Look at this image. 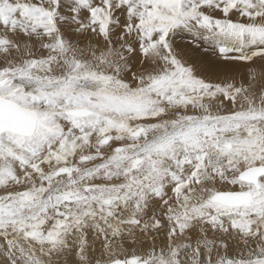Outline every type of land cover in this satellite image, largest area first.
<instances>
[{
  "label": "rangeland",
  "instance_id": "374dc122",
  "mask_svg": "<svg viewBox=\"0 0 264 264\" xmlns=\"http://www.w3.org/2000/svg\"><path fill=\"white\" fill-rule=\"evenodd\" d=\"M12 7L15 9L13 8L12 13L9 14L7 10ZM204 9H207L206 14H204ZM4 15H9V18L3 19ZM0 18L3 20L0 21V27L2 26L0 38L2 35L3 38L25 37L32 40L31 46L34 47H31L34 55L25 57L21 56L24 48L17 41L3 45V41L0 39V79L5 78L0 80V87L2 86L0 89L3 91L5 88L9 89L6 95L0 97V100L10 99L12 95L14 97L11 100L15 102L17 98L20 100L26 98V101L21 100L24 105L27 103L23 108L39 115L40 120L42 119L39 113L44 109V105L47 106L53 117L54 114H57L55 105L59 104L62 107L61 115L67 128V134L66 132L62 134L64 135L63 139H67L64 142L66 152L49 149L37 154L33 147L28 145L33 141H24L33 139L37 134L46 131V129L44 130L45 122H47L48 133L43 137L58 134L57 125H49V117L42 121L38 132L28 139L12 133L0 135V141L4 136L11 137L15 141L7 153L3 151V146L0 144V177H6L0 178V218L3 219L1 215L5 210L14 213L10 217H19L20 221L15 225V230L8 225L4 227L0 222V231L11 229L14 232L15 236H12L11 245L18 250L16 253H19V249L26 251V249L32 248L26 247L29 237L24 226L30 228L34 233L32 237H43L50 231L53 239L56 234L60 233V231H53L49 224H45L38 218L40 214L38 205L40 204L39 207L42 208L47 207V205H42L46 195L40 196V199L31 205L28 203V195L35 190L38 183L47 184L45 192H48L59 184L84 178L83 176L92 173L90 169H99L100 166L101 168L118 167L122 164L120 163L123 161L122 158L124 161L130 160L128 155L131 153V146L134 145L131 143L136 142V146H145L150 137H155L152 135L164 133L167 136H176L175 141L173 140L176 144L173 141L169 142L160 148L162 151H150L149 149L142 151L144 154L139 157L141 164L137 169L132 167L133 160L125 162V164H132L129 167V178L132 177V181L128 178L124 184L104 187L106 192L110 191L109 189L117 191L122 185L118 191H123L124 186L130 188L131 191L126 189L128 197L124 203L118 201L115 196H107L108 200L114 201V205H103L102 201L106 198L94 201L97 207L94 209L95 213L94 211L91 213L86 206H88V202L93 201L90 200L89 193L84 192L83 187H79L80 192L76 194L81 193V198H84L81 201L83 203L74 201L75 203L71 204L67 202V198L66 202L63 200V211L72 215L73 233L71 234H87V230H89L87 224L89 223L83 220L91 214H94L98 223L93 226L94 228L101 222L112 219V213L120 207L121 212L117 219H113L116 222L112 224V226L114 224L117 226V234L112 230L110 234L105 232L108 244L112 245L109 249L115 248L116 251L111 259H105L101 264H110L116 260L130 258H136L146 264H182L184 261L182 250L197 249L190 243L200 232V224L212 222L210 229L219 231V236L210 239V241L205 240V249H209V253L212 249H218L225 255L229 254L230 247L219 239L222 238L224 232L234 233L235 226L242 224L247 241L252 246L263 248L252 249L259 254L254 255L250 251L249 255L240 259L241 262L243 264H264V177L259 180V190H256L253 185H249L254 190L250 193L253 195L239 194L249 195L250 198L248 199L250 201L246 200L239 206L220 204L223 207H218L219 204L212 200L216 194L223 193L224 190L212 186H200L201 190L193 193L191 189L185 194L200 197L194 205L190 206L192 208L188 209L189 205L178 210L161 208V217L157 215L159 211L154 210L153 213H150V217H146L149 225L154 227V231L158 227L157 230L163 231L167 235L164 247L155 248L157 256L154 258L156 261L158 260L157 262L149 259L138 245L144 242H154L158 233L145 234L143 239H139V235L134 234V237L129 235L128 230L131 226H139L136 218L142 215L146 208V211H149L148 206L156 205L155 201L163 191V183L157 185V178L165 174L167 165L168 169L173 168L171 165L177 164L181 159V153L184 154L186 150V153L190 151L191 155H196L190 158L186 154L189 158L185 160V162L189 161L191 169L196 167L195 171H198L210 152L217 155H228L222 162L223 167L214 168L207 172V175L229 180L226 182L231 181L239 187L244 186L245 189L249 187L248 184L238 180V176L249 168L264 167V163L251 164L234 160L236 155L241 154L256 155L257 158L264 156V148L260 154L258 153V147H261L259 143H264L262 139L264 137V0H173L170 4L169 0H0ZM22 19H26L27 23L18 22ZM9 23L13 25L11 24V26ZM14 25L18 29H13ZM137 33L138 35L135 36ZM89 36L96 38V40H91L92 42L96 41V45H92V42L88 40ZM70 40L73 42L71 43ZM77 43H79L78 47L75 45ZM156 45L163 51L151 52V55L149 53L147 56V49ZM133 57V60L130 59ZM136 58L138 59L136 60ZM126 61H132L130 63L134 67L132 66L130 69ZM144 61L147 65L146 69H136L135 66L143 64ZM165 63L171 65L165 68ZM45 65H47L46 68L50 69L51 67V69H45ZM125 66L129 68L127 69ZM158 67L160 70L157 71ZM48 71H52L50 75ZM14 72L15 74L21 72L20 76H24V78L35 79L37 77L36 79L40 80H36L35 83L42 88V85L48 82L46 87L51 91H46V88L27 91L21 84L20 86L18 82L12 81L13 78H8ZM45 72L47 76H41ZM153 76L157 81H162L161 88L151 90V87L156 86L154 82L150 85ZM74 79H78V81ZM60 84L64 85L60 90L52 87ZM17 85L22 88L15 89ZM108 92L110 94L105 97ZM109 98L111 101L106 100ZM35 99L37 100L32 102ZM78 99L82 101L78 102ZM16 103L18 104V102ZM19 105L22 107L20 103ZM78 109H85L90 112V115L85 117L68 115V111ZM196 109L200 112L193 114ZM205 110L211 114L201 116L200 113ZM88 117L89 119H87ZM65 119L77 121L76 124H73ZM206 119H210L212 122L216 121L215 119H225V121L214 122V125L210 123L209 126L212 128L208 127L207 135L203 133V135L197 136L194 141L187 134L179 136V132H187L189 128L204 130L206 127L201 129L199 124L207 122ZM106 121L108 127L102 126ZM235 124L236 126L232 129L231 127ZM101 127L109 128L108 132H100ZM138 127H144L143 129H147V131L153 130V133L146 134L149 138H140L141 134L140 139L132 137L131 139L135 140H130L131 134L140 129ZM92 130H95V133ZM174 130L176 131L174 132ZM232 130L239 131V133L235 132L236 135L233 132L232 134ZM239 134H243V140ZM215 136L220 137L216 138ZM79 138L83 139L81 144L78 142ZM105 138H109L110 141L102 144L101 139ZM218 139L230 145L234 144L232 145L234 148L224 149L223 145L220 149L211 145ZM206 142L212 143L208 145ZM20 149L30 164L25 165L26 160L16 156V150ZM117 149L121 150L117 151ZM137 153L134 154L137 155ZM10 155L15 157L12 159ZM144 156L150 161L147 159L145 162ZM98 157L100 159H97ZM67 159H72L78 165L79 170H72L73 166H69V169L66 164ZM115 159H119L120 162L113 163ZM195 161L197 163L194 165ZM143 163L148 164V167L145 168L147 170L140 171L139 167ZM28 165L29 167L48 169V171L39 173L36 177L25 175L20 179H12L13 174L9 170L18 172L19 167L24 168ZM149 165L152 166L150 170L148 169L151 167ZM61 169H65L67 172L59 176L57 172ZM177 169L183 174L189 167L182 168L180 166ZM69 170L74 173L71 174ZM81 171L85 174L81 175ZM190 172L194 174L193 171ZM112 177L110 176L108 179ZM23 182L27 185L23 186ZM104 188L96 187L95 191ZM66 196L65 194L63 198ZM163 205L169 207L166 203ZM69 206L72 208L75 206L73 211L69 210ZM54 209H58L57 201ZM101 212L106 216L101 215ZM124 214L126 215L123 216ZM97 217H101L99 219L101 222ZM186 220H188L187 224H190L188 228L177 227L178 223L183 225ZM17 226H22L21 232L16 231ZM3 234L0 233V239ZM99 234L102 238L104 232H99ZM180 234H185L186 238L179 240ZM58 235L57 237H59ZM83 242L86 244L88 240L83 238ZM129 249L138 253L129 256L127 255ZM196 254L195 257L199 260H205L208 256V254L202 256L201 249L196 250ZM228 259L234 258L228 257ZM256 260L257 262H255ZM203 264H207V262Z\"/></svg>",
  "mask_w": 264,
  "mask_h": 264
},
{
  "label": "bare ground",
  "instance_id": "6f19581e",
  "mask_svg": "<svg viewBox=\"0 0 264 264\" xmlns=\"http://www.w3.org/2000/svg\"><path fill=\"white\" fill-rule=\"evenodd\" d=\"M173 1V0H169V4L170 2ZM216 1V0H215ZM24 2V1H23ZM164 2H167V1H164ZM235 2V1H233ZM157 3V1H156ZM4 4V3H3ZM21 4V3H20ZM19 4V5H20ZM168 4V3H167ZM16 5V4H15ZM23 5V4H21ZM159 5V4H158ZM29 6V5H28ZM14 7L12 8H5V9H8L7 12L9 14L12 13V10H13ZM118 8V7H117ZM120 8V7H119ZM15 9V8H14ZM210 9V8H209ZM221 10V9H220ZM123 11V10H122ZM203 11L204 14H206L207 12V9H204ZM213 11V10H212ZM15 12V11H14ZM126 12V11H125ZM222 12V11H220ZM124 13V12H123ZM190 13V12H189ZM6 14V13H5ZM187 14V13H186ZM125 15V14H124ZM129 15V14H128ZM132 16V15H131ZM135 17V15H134ZM3 18V17H2ZM2 18H0V21H3ZM6 20L9 18V15H4V18ZM11 18H13L11 16ZM124 19V18H123ZM140 19V18H139ZM11 20V19H10ZM138 21V20H137ZM136 21V22H137ZM140 21V20H139ZM160 21V20H159ZM158 21V22H159ZM14 22V21H13ZM16 22V21H15ZM18 22H25L27 23V20L26 19H22L21 21H18ZM10 24V23H9ZM12 24V23H11ZM10 24V25H11ZM22 24V23H21ZM13 25V24H12ZM11 25V26H12ZM130 25V24H129ZM141 26V25H140ZM10 27V26H9ZM123 27V26H122ZM2 28V26L0 27ZM13 29H18L15 27V25L12 27ZM144 28V27H143ZM20 29V28H19ZM33 29V28H32ZM86 29V28H85ZM132 29H136V28H132ZM23 30V29H22ZM21 30V31H22ZM133 31V30H132ZM141 31V30H140ZM188 31V30H187ZM195 31V30H193ZM33 32V31H32ZM83 33V31H81ZM79 32V33H81ZM191 32V31H190ZM136 33V32H135ZM134 33V34H135ZM77 34V33H76ZM98 34V33H97ZM121 34V33H120ZM132 34V32H131ZM81 35V34H80ZM138 33L135 35L137 36ZM3 36V35H2ZM1 36V40L3 41V45H8L11 41H17L18 44L24 48V52L23 54H21V56H30V55H34L32 53V48L33 45L31 46L32 44V40L30 39H27L25 37H16V38H3ZM75 36V35H74ZM84 36V35H83ZM99 36V34H98ZM107 36V35H106ZM73 37V36H71ZM70 38V37H68ZM67 38V39H68ZM76 38V37H75ZM83 38V37H82ZM119 38V37H118ZM121 38H124V37H121ZM77 39V38H76ZM88 39V37H87ZM117 39V38H116ZM88 40H96L95 37H90L89 36V39ZM35 41V40H33ZM69 41V40H68ZM71 43L73 42L72 40H70ZM89 41V42H90ZM101 41H103L101 39ZM100 41V42H101ZM115 41V40H114ZM135 41V40H134ZM38 42V41H37ZM87 42V41H86ZM92 42V41H91ZM7 43V44H6ZM88 43V42H87ZM96 41L92 42V45H96ZM79 43L75 44L76 46L78 45ZM146 44V43H145ZM91 45V44H90ZM153 45V44H151ZM157 46V45H156ZM156 46H150L148 49L147 47H145L147 49V56L151 55V52L155 53L157 51H163L162 48L160 47H156ZM41 47V46H40ZM78 47V46H77ZM34 48V47H33ZM72 48V46H71ZM41 50V49H40ZM36 51V50H35ZM38 52V51H37ZM36 53V52H34ZM40 56V55H38ZM28 59V58H27ZM30 59V58H29ZM130 59H134L133 58H130ZM138 58H136L137 60ZM24 60V59H23ZM26 60V59H25ZM31 60V59H30ZM33 60V59H32ZM135 60V61H136ZM142 61V59H140ZM26 62V61H25ZM128 66H130V69L131 67L134 65H132L130 62L132 61H126ZM20 63V62H19ZM30 64V63H29ZM43 64V63H42ZM134 64V63H133ZM135 64H137L135 62ZM146 62L144 61L143 64H138L136 65L135 67H137L136 69H146L147 65H145ZM25 65V64H24ZM69 65V64H68ZM171 64L170 63H165L164 64V67H169ZM21 66L23 67V65L21 64ZM47 65H45V69ZM72 66V65H71ZM20 67V66H19ZM29 67V66H27ZM26 67V69H27ZM127 67V66H125ZM173 67V66H172ZM24 68V67H23ZM129 67H127L128 69ZM25 69V68H24ZM51 69V67H50ZM48 68V70H50ZM53 69V68H52ZM66 69V68H65ZM72 69V68H70ZM16 70V69H15ZM160 70V67L157 68V71ZM24 70L22 69V72ZM27 71V70H26ZM32 71H34L32 69ZM47 71V70H46ZM28 72V71H27ZM49 75L50 71H48ZM68 72V71H66ZM21 73V72H20ZM20 73H17L14 74L11 76V77H8L9 79L10 78H13L12 81L14 82H18V84L22 85L27 91H31L33 89H41L42 87L39 86L36 82L39 81L38 79H30L29 77L28 78H24V76H20ZM30 73V71H29ZM27 73V74H29ZM25 74V73H24ZM26 74V75H27ZM42 74V73H41ZM48 75V76H49ZM41 76H47L46 75V72L44 73V75L42 74ZM33 77V76H32ZM34 78V77H33ZM39 78V77H38ZM1 79H5V78H1ZM0 79V80H1ZM8 79V80H9ZM151 79V78H150ZM68 80H70V78H68ZM75 81H78V79H74ZM173 80V79H172ZM6 81V80H5ZM73 82V80H70ZM170 81V80H169ZM176 81V80H175ZM69 82V81H68ZM81 82V81H80ZM156 83V86H153L151 87V90H154L156 88H161L162 85V81H157L155 79V76L152 77L151 79V83L150 85H152V83ZM168 82V81H167ZM173 82V81H172ZM74 83V82H73ZM78 83V82H76ZM86 83V82H85ZM182 83H185L182 81ZM172 84V83H171ZM170 84V85H171ZM174 84V83H173ZM176 84V83H175ZM1 85V84H0ZM3 85V84H2ZM15 85V84H14ZM20 85V86H21ZM42 85V84H41ZM48 85V82H45V84H43V88H46L45 90L46 91H51L50 88L46 87ZM165 85V84H164ZM167 85V84H166ZM190 85V84H189ZM20 86H16L15 89H18V88H22ZM62 86H64L63 84H60V85H55V86H52L54 88H56L57 90H60L62 89ZM2 87V86H1ZM0 87V88H1ZM42 88V90H43ZM6 91V92H5ZM5 91H3V89H0V97L1 96H4L6 95V93L9 91V89H6L5 88ZM23 91V90H22ZM25 91V90H24ZM23 91V92H24ZM10 94H12L11 92H9ZM14 94V93H13ZM108 94H110V92H108L106 94L105 97L108 96ZM12 99V98H11ZM26 98L24 99H21L23 101H26L25 100ZM33 99V98H32ZM38 99V98H37ZM37 99L33 100L32 102H35ZM77 99V98H76ZM74 99V100H76ZM16 102H18V105L19 103L22 105V107H26L25 105H27V103H24L20 100V98H17L15 99ZM106 100H110L109 99H106ZM82 100H79L78 99V102H81ZM15 102V101H14ZM15 102V103H16ZM74 103H77V102H74ZM72 104V103H71ZM100 106V105H99ZM44 109L39 113L40 114V117L42 120H40V118H38L39 120V124H38V128L36 130V133L38 132V130L40 129L41 127V124H42V121L48 117L50 118L48 123L49 125H54L56 127V131H58V134L55 133V136L53 135H48V137H43V136H46V133H48L47 129L48 127L46 128V124L47 122H45L44 124V130L46 129V131H43L39 134L36 135L35 138L33 139H29V140H24L25 142H30V141H33V142H30L28 143L29 146H32L33 149H34V152L35 153H41V152H44V151H47L49 149H56L58 152H66V146L64 144V142L67 141V139H63L64 135H62L64 132L67 131V128L64 124V118H62V115H61V112H62V107L61 105L57 104L55 105V108H56V111H57V114H54L53 117L51 116L48 108L46 105L43 106ZM26 109V108H25ZM61 110V111H60ZM191 110V109H190ZM260 110V109H258ZM60 111V112H58ZM193 112V111H192ZM197 112H200V111H197L194 110V113L193 114H196ZM201 116H204L203 114L205 115H209L211 114L209 111L205 110L204 112L200 113ZM37 117H39V115H37ZM253 117V115H252ZM251 118V117H249ZM46 119V120H47ZM79 119V118H78ZM89 119V117L87 118ZM92 119V118H90ZM230 119V118H229ZM235 119V118H234ZM233 119V120H234ZM244 119V117H243ZM247 119V117H246ZM185 120V119H184ZM207 120V119H206ZM216 121L213 120V122L209 119L207 120V122L205 123H200L199 124V127L202 128H205L204 130H198V129H190L189 128V131L187 132H179V136L182 137L183 134H187L190 139L194 141V139L197 137V136H201L203 135V133H206L207 135V131L209 132L208 130V127L209 128H212L210 125L213 124L214 125V122H221L222 120L225 121V119H215ZM241 120V119H240ZM65 121L67 122H71L73 124H76V121L77 120H73V119H65ZM84 121V119H83ZM246 121V120H245ZM244 121V122H245ZM256 121V120H255ZM250 122V121H249ZM252 122V121H251ZM263 122V121H262ZM107 121L104 122V125L102 124V126H107L106 125ZM234 123V122H233ZM258 123V122H256ZM196 124V123H195ZM195 124H191V125H195ZM222 124V123H221ZM220 124V125H221ZM167 125V124H166ZM191 125H189V127H192ZM197 125V124H196ZM231 125V124H230ZM245 125V124H244ZM243 125V126H244ZM236 126L233 125V127H231L232 129ZM250 126V125H248ZM254 126V125H253ZM108 127V126H107ZM167 127V126H166ZM187 127V126H186ZM50 128V127H49ZM102 128V127H101ZM138 128H142V127H138ZM144 128V127H143ZM142 128V135L140 136V138L144 137V138H149L146 136L147 133L149 134H152L153 133V130H148L147 129H143ZM230 128V129H231ZM238 128V127H237ZM245 128V127H244ZM243 128V129H244ZM251 128V127H250ZM249 128V129H250ZM167 129V128H166ZM169 129V128H168ZM174 129V128H173ZM200 129V128H199ZM229 129V130H230ZM241 129V128H239ZM237 129V130H239ZM109 128H105L103 127L102 129H100L99 131L102 132V133H105V132H108ZM138 130V129H137ZM186 130V129H185ZM247 130V128H246ZM94 133H95V130H92ZM171 131V130H169ZM176 130H174L175 132ZM211 131V130H210ZM215 131V129H214ZM240 131V130H239ZM239 131H237L239 133ZM173 132V133H174ZM178 132V131H177ZM233 132L235 133L236 131L232 130V134ZM236 132V133H237ZM35 133V134H36ZM229 133V132H228ZM235 133V134H236ZM242 133H243V130H242ZM248 133V132H247ZM257 133V132H255ZM34 134V135H35ZM67 134V132H66ZM65 134V135H66ZM209 134V133H208ZM244 134V133H243ZM242 135L241 138H242ZM32 135V136H34ZM93 135V134H91ZM132 135V134H131ZM175 135V134H174ZM210 135V134H209ZM217 135V134H216ZM237 135V134H236ZM250 135V134H249ZM30 136V137H32ZM152 136H155V137H150L149 140L146 141L145 143V146H139L137 145L136 146V142L135 143H131V144H134L133 146H136V147H133L131 146V153L128 155V157L130 156V160L128 161H124V159L122 158V162L119 161V159H115V161L113 163H122L120 164L118 167L117 166H109V168H107L108 166H106V168H94L93 170L90 169V172L91 174H88V175H85L83 176L84 178L82 179H78V180H75V181H72V182H67V183H62V184H59L57 185L55 188H52L51 190H49L48 192H45V190L47 189L48 185L45 184V183H38V186L35 188V190L30 193L28 195V203L31 205V203H35L38 199H40V196L42 195H46V197L44 198V200L42 201V205H47V207H39L38 205V210L40 211V214H39V219L40 221L44 222L45 224H49V226L53 229V231H60L59 235L56 234L55 237L52 239L53 235L50 233V231H48L47 233H45L43 235V237H30L31 234H33V232L31 231L30 228L24 226V230H26V233L28 234L27 236L29 237V240L26 242V247H32L31 249H26V251H23L22 249H19V253H16L18 252L17 249H15L14 247H12L11 245V241H13V237L15 236L14 232H12L11 229H8L7 231H0V233H4L0 239V264H101L103 260L107 259H111L112 256L114 255L115 253V248L113 249H109V247L112 245L111 244H108V238H107V235L105 234V232H108V234L111 233V230L112 232H117L116 229L117 226L114 224L112 226L113 223H115L116 221H114L115 219H117V217L119 216L120 214V210L121 208L119 207V202L117 203L118 204V209L114 210V212L112 213L113 216L111 215V217H113L112 219L110 220H107L106 218V222H101L99 219L101 218H98V220L102 223H100V225H96L94 228L93 226L97 223V220L95 219L94 217V214H91L87 219L84 218V222L87 221L89 224H87L88 226V233L85 234V235H82V233H77V234H74L72 235L71 233H73L72 231V215H69V213L63 211V200H67V202L71 203V204H74L75 202L74 201H80L79 203H83L81 202L84 198H81V193H79V195H76L78 192H80V189L79 187H83L84 189V192H87L89 193V198L90 200H92L93 202L94 201H100V200H107V196H115L118 198V201H121L122 203H124L127 196V192L128 191H131L130 188H127L124 186V190L123 191H118L119 189L122 188V186L118 189V187H116L118 190L116 191L115 189H109L110 191H107L106 192V189L104 187H112V185L114 186H117V185H121V184H124L126 183L127 179L129 178L130 176V168L132 164H125V162H129L131 160H134L139 158L141 156V154H144L142 151L144 150H147L149 149L150 151H153V150H157L159 151L161 147H164L167 145V143L169 142H172L176 136H167V134L165 135L164 133L162 134H155V135H152ZM166 136V137H165ZM213 136V135H212ZM246 136V135H245ZM186 137V136H184ZM208 137V136H207ZM211 137V135H210ZM216 138H219L217 136H215ZM239 137V136H238ZM247 137V136H246ZM26 139H28V137H24ZM132 136H130V140H135V139H131ZM139 138V137H138ZM139 138V139H140ZM177 138V137H176ZM240 138V139H241ZM2 141H0V144L3 146V151H5L7 153V151L10 150V146L12 144H15V141L14 139H12L11 137H7V136H4L1 138ZM36 139V140H35ZM186 139V138H185ZM189 139V138H188ZM204 139V138H203ZM208 139V138H207ZM233 139V138H232ZM235 139V138H234ZM237 139V137H236ZM238 139V140H240ZM245 139V138H244ZM248 139V138H247ZM250 139V138H249ZM248 139V140H249ZM264 140V137L262 138ZM88 140V139H87ZM103 139H101V142H102ZM138 140V139H136ZM180 140V139H179ZM210 140V139H209ZM243 140V138L241 139ZM246 140V139H245ZM57 141V142H55ZM90 141V140H89ZM94 141V140H92ZM175 141V140H174ZM173 141V142H174ZM192 141V142H193ZM205 141V140H204ZM203 141V142H204ZM208 141V140H206ZM230 141V140H229ZM254 141V140H253ZM78 142L81 144L83 142V139L82 138H79ZM85 142V141H84ZM87 142V141H86ZM191 142V143H192ZM216 142V143H215ZM240 142V141H239ZM92 143V142H91ZM89 143V144H91ZM175 143V142H174ZM181 143V142H180ZM184 143V142H183ZM194 143V142H193ZM196 143V142H195ZM207 143V142H206ZM205 143V144H206ZM212 142H210L209 144H211ZM242 143V142H241ZM258 143V142H256ZM31 144V145H30ZM61 144H63V146H61ZM163 144V145H162ZM176 144V143H175ZM204 144V143H203ZM208 144V143H207ZM208 144V145H209ZM228 143L226 142H221V140L219 141L218 140H215L214 141V144H211L213 146H216L218 148L221 149V147H223L224 145V149L226 148V145ZM172 145V143H171ZM210 145V146H211ZM230 145V144H228ZM234 144L231 143L230 145V148L229 149H233L234 147L232 146ZM257 145V144H256ZM261 147H258L259 149V154H260V151L264 148V143L263 144H260ZM257 145V146H259ZM65 146V147H64ZM88 146V145H87ZM92 146V145H91ZM243 147V145H241ZM248 147H251L249 145H247ZM246 146V147H247ZM255 146V145H254ZM90 147V146H89ZM141 147V148H140ZM139 148V149H137ZM245 148V147H244ZM105 149V148H104ZM188 149V148H187ZM190 149V148H189ZM188 149V150H189ZM227 149V148H226ZM236 149V148H235ZM247 149V148H246ZM249 149V148H248ZM247 149V150H248ZM253 149V148H251ZM257 149V148H256ZM121 150V149H119ZM193 150V148H192ZM195 150V149H194ZM199 150V149H198ZM245 150V149H244ZM162 151V149L160 150ZM187 151V150H186ZM186 151L184 152V154L181 153V159L178 161L177 164L175 165H171L173 168H169L168 169V165L167 167H165L167 170V172L165 171V174H163L162 177H158L157 178V185H162L161 183H163V191L161 194H159L158 198L156 199L155 203L156 205H150L148 206L149 208V211H146L147 208H146V212L144 211V213L140 216H138L136 218L137 220V223H138V227L135 226H131L128 230L130 232L129 235H131L132 237H134V234L136 235H139V239H143L145 237V234H152V233H158V236H157V239L154 241V242H144V243H140L138 245L139 249L142 250L144 252V254L149 258V259H152L153 261H156L154 257H156L157 255H155V248H159V247H164V245L166 244V233L163 232V231H159L157 230L158 227L156 228V232L153 230L154 227H151L149 225V222L146 220V217H150V213H153L154 210L156 211H159L157 213L158 216H162V209L164 208L165 210H169V209H182V207L186 206V205H189V208H192L190 207L191 205H194V203L196 201H198V199L200 197H193V196H189V195H185L188 191H190L192 189L193 193L196 192V191H199L201 190V187L200 186H212V187H215V188H218V189H221V190H224L223 193H233V194H246V193H251L253 190L252 187L249 186L248 184V188L245 189L244 186L242 187H239L237 185H235L233 182L231 183L230 182H226V181H229V180H223L222 178L218 177V176H208L207 175V172L213 170L214 168L216 169H219L221 167H223V161L227 158L228 155H217V154H214L213 152H210L208 154V156L206 157V159L204 160V162L202 163L201 167L198 169V171L196 170L195 171V166L194 168L191 169V166L189 165V161L185 162V160H187L189 157L192 158V156H196V155H191L190 151H188L189 153H186ZM197 151V150H196ZM256 151V150H255ZM135 152H138L137 155L134 154ZM198 152V151H197ZM16 156L18 157H21V158H24L26 160L25 162V165L27 164H30L28 161H27V157H25L23 154H22V151L21 149L20 150H16ZM90 154V153H89ZM186 154L189 155V157L186 156ZM94 155V154H92ZM5 156V155H4ZM11 158L13 159L15 156L14 155H10ZM150 156V155H149ZM155 156V155H153ZM101 157V156H99ZM97 158V159H100V158ZM148 157V156H147ZM145 159V162H147L146 160V156H144ZM151 159H153L151 157ZM149 160V159H148ZM234 160H237V161H242L244 163H264V156H261L260 158H257L256 155H236L234 157ZM99 161V160H98ZM150 161V160H149ZM153 161V160H152ZM157 161V160H156ZM78 163V162H77ZM102 163V162H101ZM141 163V162H140ZM154 163V162H153ZM197 162L195 161L194 162V165L196 164ZM66 164H67V167L70 169L69 166H73L71 167V169H76V170H79L78 169V165H76L72 159H67L66 161ZM104 164V163H102ZM158 164V163H156ZM155 164V165H156ZM154 165V164H153ZM151 166V165H149ZM184 167V166H188L189 169H186L184 171L183 174H181L179 172V170L177 168L179 167ZM96 167V166H95ZM146 167H148V164L147 163H143L140 167H139V170L142 171L143 169L144 170H147L145 169ZM156 167V166H155ZM170 167V166H169ZM55 168V167H54ZM66 168V169H68ZM138 168V167H137ZM136 168V169H137ZM151 167H149L148 169L150 170ZM154 168V167H153ZM18 172H15L14 170H9L10 173H12L13 177L12 179H20L22 178L23 176L25 175H28L30 177H36L39 173H42V172H47L48 169H43L41 167H29L28 166H25L24 168L23 167H19L18 168ZM149 170H148V173H149ZM162 170V169H161ZM174 170V171H172ZM83 171V170H82ZM81 171V175H84V173H82ZM134 171V170H133ZM172 171V172H171ZM190 171H193L194 174H191ZM69 172L71 174L74 173V171H71L69 170ZM142 173H145V172H142ZM163 173V172H162ZM57 175H58V172H57ZM110 176H113L111 179H108V177ZM65 177V176H64ZM239 177V176H238ZM0 178H6V177H0ZM130 181L133 180L132 177L129 178ZM23 186H26L27 183L23 182L22 183ZM29 184V183H28ZM91 185V186H90ZM247 186V185H246ZM85 187H88V188H85ZM104 188L103 190H100L98 189V191H95V188ZM129 187V186H128ZM126 189H128V191H126ZM97 190V189H96ZM226 191H235V192H226ZM243 192V193H241ZM67 195L66 197L63 198L64 195ZM217 195V194H216ZM253 195V194H250V196ZM79 196V197H78ZM115 198V199H117ZM69 199H72L73 202H70ZM250 199V198H249ZM65 200V202H66ZM110 200V203L108 205H114V201L112 199H109ZM248 200V199H247ZM56 201L58 202V209H54L55 206H56ZM104 201V200H103ZM103 201H102V204H103ZM250 201V200H248ZM76 202V203H77ZM88 202V207L89 208V211H91V213H93L94 209H96V203L94 202ZM211 202V201H210ZM166 203V205H168L169 207L167 206H164L163 204ZM204 203V202H203ZM215 203V202H214ZM116 204V203H115ZM206 204V203H204ZM213 204V203H212ZM217 204V203H216ZM85 205V204H84ZM104 205V204H103ZM176 205V206H175ZM211 205V204H210ZM223 205V204H222ZM220 206V204L218 205V207H223V206ZM242 205V204H241ZM247 205V204H246ZM175 206V207H174ZM211 206H214V205H211ZM216 206V205H215ZM227 206V205H226ZM100 207V206H99ZM98 207V208H99ZM102 207V206H101ZM195 207H197L195 205ZM201 207V206H200ZM199 207V208H200ZM225 207V206H224ZM70 211H73V209L75 208V206L72 208L71 206L68 207ZM162 208V209H161ZM197 209V208H196ZM229 209V207H228ZM105 211V210H104ZM3 214L1 215V217H3V219L0 218V222H2L3 226L5 227L6 225H8L10 228H12L13 230L15 225H17L20 221V218L18 217H10L12 216L14 213L12 212H8V211H2ZM42 212V214H41ZM95 213V211H94ZM97 213V212H96ZM107 213V211H106ZM90 214V213H89ZM98 214V213H97ZM101 215H104L102 214V212L100 213ZM99 214V216H100ZM131 214H133V212L131 211ZM149 214V215H148ZM57 215V216H56ZM108 215V214H107ZM126 214H124L123 216H125ZM54 218H52V217ZM106 216V214L104 215ZM132 218V217H130ZM130 218H126V219H130ZM94 219V221H93ZM103 219V218H102ZM109 219V218H108ZM114 219V220H113ZM57 221V222H56ZM82 221V222H83ZM98 221V222H99ZM103 221V220H102ZM187 221H185V223L183 225H180L179 223L177 224V227L179 228H188L189 225L187 224ZM210 223L212 222H207L205 224H200V228H199V233L195 235L194 239L191 240V243L193 246H195L197 249H183L182 252H183V257H184V261L182 264H203L204 262H207V264H243V262H241V258H243L244 256H247L249 255L250 251L254 254V255H257L259 254L258 252H256L255 250H252V249H261L263 247L261 246H252L246 239V235L243 231L244 229V226L242 224H237L235 226V228L233 229L234 233H228V232H224L223 236L221 239H219L221 242L224 241V243L226 245H228L230 247V252L229 254L225 255L224 252L218 250V249H212V251L209 253V249H205V244H206V241H210V239H213L214 237L216 236H219V231L218 230H215V229H210L212 226H210ZM98 224V223H97ZM110 224V225H109ZM112 226V227H111ZM155 226V225H154ZM18 227V226H17ZM91 228V229H90ZM21 229H22V226H19L17 228V232L20 231L21 232ZM103 230V231H102ZM120 230V229H119ZM81 231V230H80ZM86 231V232H87ZM125 231H127L125 229ZM84 232V231H83ZM99 232H104V235L102 236V238L100 237V234ZM85 233V232H84ZM71 234V235H70ZM103 234V233H102ZM101 234V235H102ZM117 234V233H116ZM212 234V235H211ZM57 235L59 237H57ZM13 236V237H12ZM205 236V238H204ZM90 237V238H89ZM114 237V236H113ZM117 237V236H116ZM43 238V239H42ZM83 238L87 241L88 240V243H84L83 242ZM183 238H186L185 234H180L178 236V239L179 240H182ZM32 239V240H30ZM37 239H42V240H37ZM117 239V238H116ZM34 240L36 241H40L38 244H36L34 242ZM56 240V241H54ZM18 241V240H17ZM42 241V242H41ZM111 242V241H109ZM114 242V241H113ZM223 244V243H222ZM225 246V245H223ZM226 247V246H225ZM224 247V248H225ZM47 248V249H46ZM198 249H201L202 251V256L204 254H208L207 256V259L205 260H199L197 257V254H196V250ZM138 252L135 251V250H131L129 249V253L127 255L131 256V255H135L137 254ZM230 258H234V259H228V257ZM159 259V258H158ZM258 260V259H257ZM257 260L255 262H257ZM158 261V260H157ZM156 261V262H157ZM154 263V262H153ZM160 263V262H158Z\"/></svg>",
  "mask_w": 264,
  "mask_h": 264
},
{
  "label": "water",
  "instance_id": "95a60500",
  "mask_svg": "<svg viewBox=\"0 0 264 264\" xmlns=\"http://www.w3.org/2000/svg\"><path fill=\"white\" fill-rule=\"evenodd\" d=\"M14 97L13 95L11 98ZM10 99L0 100V135L4 133H12L20 137H30L36 133L38 128L39 119L37 115L14 101ZM69 116L73 117H85L89 116L90 112L85 109L71 110L68 111ZM142 134V128L136 130L132 133V137L136 138ZM110 139L105 138L102 140V144L109 143ZM226 148L229 149L230 145H226ZM117 151H120L117 149ZM139 158L135 159L133 162V169H136L141 163ZM67 171L61 169L58 171V175H63ZM264 177V167L257 166L255 168H249L238 177V180L245 182L249 185H253L256 190L260 189L259 180ZM88 188V187H85ZM249 199V195H233L232 193H219L213 198V202L217 204H223L227 206H239L246 202ZM70 202H73L72 199H69ZM110 200H104L103 204L108 205ZM34 235L31 234L30 237ZM110 264H146L145 262H140L136 258H130L128 260H116Z\"/></svg>",
  "mask_w": 264,
  "mask_h": 264
}]
</instances>
